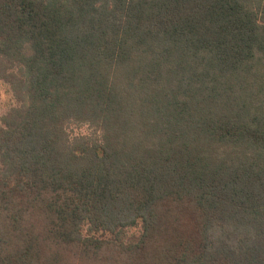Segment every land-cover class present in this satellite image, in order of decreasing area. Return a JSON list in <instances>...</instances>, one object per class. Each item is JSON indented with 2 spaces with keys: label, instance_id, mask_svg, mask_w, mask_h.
<instances>
[{
  "label": "trees",
  "instance_id": "16d2710c",
  "mask_svg": "<svg viewBox=\"0 0 264 264\" xmlns=\"http://www.w3.org/2000/svg\"><path fill=\"white\" fill-rule=\"evenodd\" d=\"M0 76V264H264V0H0Z\"/></svg>",
  "mask_w": 264,
  "mask_h": 264
},
{
  "label": "rangeland",
  "instance_id": "374dc122",
  "mask_svg": "<svg viewBox=\"0 0 264 264\" xmlns=\"http://www.w3.org/2000/svg\"><path fill=\"white\" fill-rule=\"evenodd\" d=\"M17 99L15 97V94L9 84L8 81H6L5 79H3L0 76V126H2V118L3 116L8 112V110L13 107L16 106L17 103ZM85 130V129H84ZM83 129L79 130V131H84ZM140 230V228H131L129 230H127L128 236L129 234H137L138 231Z\"/></svg>",
  "mask_w": 264,
  "mask_h": 264
}]
</instances>
